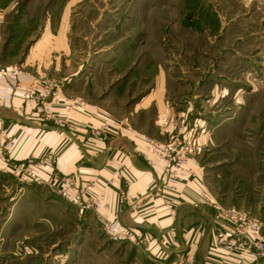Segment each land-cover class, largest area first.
<instances>
[{
  "label": "crops",
  "instance_id": "crops-1",
  "mask_svg": "<svg viewBox=\"0 0 264 264\" xmlns=\"http://www.w3.org/2000/svg\"><path fill=\"white\" fill-rule=\"evenodd\" d=\"M80 2L65 1L57 22L46 17L40 39L25 52L6 39L12 22L6 19L8 4H0L1 67L20 66L26 70L25 83L52 82L57 92L46 102L47 112L44 102L0 83V176L18 164L38 174L24 191L26 200L16 206L18 217L43 224L50 233L55 223L70 220L94 241L105 233L94 210H81L56 196L57 182L64 179L71 188L84 187L85 200H97L98 213L108 222L147 238L149 252L130 245L137 252L130 264H177L186 253L194 256L195 264H264V256L255 260L250 255L248 238L235 249L226 248L234 228L216 209L249 213L262 223L264 241V170L238 169V163L250 164L246 158L233 160L229 170L230 162L213 155L215 132L222 124L214 127L205 117L209 106L197 103L199 95L181 103V88L174 87L173 78L156 73L151 79L156 87L144 94L149 88L147 74L140 73L144 62L136 66L138 72H130L137 60L148 59L146 49L134 53L144 41L117 40L112 46L119 48L110 53L93 49L91 38L79 37L77 22L69 17ZM102 53L115 57L103 63L106 68L98 60ZM103 126L110 133L94 137L92 132ZM146 139L174 144L178 152L161 161L149 151ZM195 142L197 150L184 154L182 170L187 175L191 169L197 176L167 184L181 144Z\"/></svg>",
  "mask_w": 264,
  "mask_h": 264
},
{
  "label": "rangeland",
  "instance_id": "rangeland-1",
  "mask_svg": "<svg viewBox=\"0 0 264 264\" xmlns=\"http://www.w3.org/2000/svg\"><path fill=\"white\" fill-rule=\"evenodd\" d=\"M65 1L0 0L8 4L6 19L12 22L6 39L17 42L23 52L32 48L46 17L59 21ZM72 12L69 21L77 22V35L96 42L95 50L114 52L119 48L114 42L125 38L144 41L134 53L146 49L148 59L137 60L130 69L136 73L144 62L140 73L149 79L144 94L156 87L151 80L156 73L173 78L174 87L181 88V103L199 95L197 103L209 106L205 117L214 127L222 124L215 132L213 155L221 154L230 163L246 158L250 164L238 163L240 170H264V0H82ZM110 53L98 58L103 68L114 61ZM197 146L181 144L192 153ZM21 166L29 167L18 164L0 176V264L131 263L137 252L129 240L102 232L94 241L74 220L55 223L50 233L45 225L18 217L16 206L26 200L24 191L35 181H22L15 174L14 168Z\"/></svg>",
  "mask_w": 264,
  "mask_h": 264
},
{
  "label": "built area",
  "instance_id": "built-area-1",
  "mask_svg": "<svg viewBox=\"0 0 264 264\" xmlns=\"http://www.w3.org/2000/svg\"><path fill=\"white\" fill-rule=\"evenodd\" d=\"M26 75L23 68L12 67L4 69L0 65V83L9 84L13 86L15 90H23L24 96L34 97L37 100L44 102L43 109L47 111L46 102L48 100H53L57 96L56 88L52 82L33 80L30 83H25L23 77ZM48 112V111H47ZM55 122L62 126L63 123L60 119H55ZM110 133L108 126H103L99 131H95L93 136L98 138ZM149 151L159 157L161 161H168L169 158L177 153V148L174 144H161L151 139H146ZM192 153L193 150L190 148H185L180 153L179 158L171 165L169 172L166 177V183L174 185L176 182H182L185 179L195 178L197 175L191 169L187 170V175L183 173V168L186 166V156L184 154ZM149 162L150 159L147 158ZM15 174L20 177L22 181H32L37 180L38 175L29 167H15ZM180 172V173H179ZM85 188L78 187L74 188L67 185L66 180H61L57 182V196L61 197L66 202L78 205L81 210L84 208H91L98 215L100 223L103 225L105 233L112 239L120 241H130L133 245L138 248H143L144 251L149 252V242L147 238L135 235L130 230L123 228L116 223H110L106 218L101 217L98 213L99 202L97 200H88L84 198ZM203 200L207 201L205 194H202ZM87 202V203H83ZM219 209L222 214L229 220L234 228V238L227 244L226 248L228 250L235 249V244L240 242V240L248 238L250 244L248 245L249 253L253 259L257 260L264 256V241H261V233L263 230L262 223L255 217L251 216L249 213L237 210L235 208L229 209ZM252 241H254L252 243ZM177 264H195L194 256L190 253H186L182 259Z\"/></svg>",
  "mask_w": 264,
  "mask_h": 264
}]
</instances>
